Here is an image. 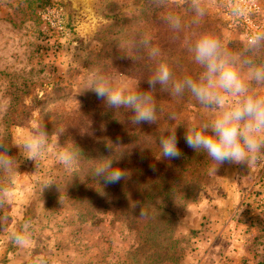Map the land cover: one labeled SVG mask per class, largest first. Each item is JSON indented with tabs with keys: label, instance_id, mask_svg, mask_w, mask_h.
I'll return each mask as SVG.
<instances>
[{
	"label": "rangeland",
	"instance_id": "1",
	"mask_svg": "<svg viewBox=\"0 0 264 264\" xmlns=\"http://www.w3.org/2000/svg\"><path fill=\"white\" fill-rule=\"evenodd\" d=\"M203 6L206 14L194 23L186 3L166 0L159 6L153 0H0V142L12 146L44 126L49 135L60 134L36 164L10 149L17 171L14 198L0 208L8 224L0 232V264H264V205L253 191V163L219 166L202 153L206 163L193 170L184 199L173 190L171 224L162 226L132 220L124 205L114 209L96 193L100 181L87 182L91 172L84 164L76 159L66 168L57 158L61 148H72L63 118L85 104L100 119L110 113L88 90L94 72L137 91L136 72L155 69L158 61L183 71L202 67L190 52L202 33L218 38L226 52L264 65V41L250 51L224 29L215 5ZM169 15L180 18V29L170 26ZM142 39L147 48L138 46ZM152 47L159 49L156 60ZM241 75L264 96V85ZM189 104L183 115L190 126L212 119L195 98ZM7 182L0 173V183ZM29 221L28 243L20 248L13 233Z\"/></svg>",
	"mask_w": 264,
	"mask_h": 264
},
{
	"label": "clouds",
	"instance_id": "2",
	"mask_svg": "<svg viewBox=\"0 0 264 264\" xmlns=\"http://www.w3.org/2000/svg\"><path fill=\"white\" fill-rule=\"evenodd\" d=\"M159 6L165 0H153ZM233 16H241L245 9L241 7V0H225ZM188 8L195 14L194 23L206 14L203 0H187ZM167 22L173 29H180L181 21L178 16L169 15ZM261 38L250 41V51L256 52L261 47ZM139 47L147 48L149 42L142 39ZM195 63L202 66L203 72L197 79L185 76L182 79L174 77L169 66L161 61L152 75L147 79L151 89L160 86L167 89L172 96L183 97L189 93L191 97L214 115L212 119L201 121L198 126L185 127L184 141L187 147L195 152L202 151L215 164L221 166L229 164L264 163L259 154H264V96L256 94L249 84L242 78L241 73L246 72L248 77L257 85H264V65H258L246 55L237 57L225 51L221 41L210 33H202L190 46ZM151 58L156 60L159 49L151 48ZM92 86L88 88L102 100L109 109L121 108L131 111L130 121L133 125L141 123L155 124L157 113L154 106L152 91H130L127 86L114 84L105 75L94 72ZM232 103H227L228 98ZM175 120V114H170ZM60 134L51 135L44 127L36 128L20 143L9 146L0 142V173L5 174L7 183H0V208L10 204L14 198V168L15 158L9 155L11 147L19 150V155L26 160L39 161L47 144L58 145ZM159 148L162 158L177 159L183 153L178 146L176 129L168 130L159 138ZM78 156L75 151L61 148L57 158L66 168H71ZM113 158H102L92 174L102 177L106 184L118 183L125 177L124 170L113 167ZM141 216L144 210H141ZM7 217L0 218V232L8 231ZM29 222L23 225V231L13 233L16 246L23 248L28 239L24 234L28 231Z\"/></svg>",
	"mask_w": 264,
	"mask_h": 264
},
{
	"label": "trees",
	"instance_id": "3",
	"mask_svg": "<svg viewBox=\"0 0 264 264\" xmlns=\"http://www.w3.org/2000/svg\"><path fill=\"white\" fill-rule=\"evenodd\" d=\"M187 22L191 20L188 19ZM203 23H209L208 19L204 17ZM206 27H210V24H206ZM210 29L215 31V26L211 24ZM261 41H264V37ZM168 57L175 58L174 54H169ZM170 69L177 79L185 76L197 79L203 72V68L199 66L187 71H183L182 67ZM154 71L153 68L137 71L135 78L139 91H152L157 113L155 124L133 125L130 121L131 111L123 108H107L110 112L107 119H100L91 114L92 106L89 104L83 105L78 112L67 115L61 122L66 130L65 138L72 146L70 150L78 153L77 161L88 168V173L91 172L87 182L100 181L105 192H99L101 188L94 185L93 189L95 187L97 194L105 195L104 200L108 205L116 210L124 205L121 208L128 210L132 220L139 219L144 223H161L166 226L172 220L170 207L173 202L170 198L173 190L176 189L179 197L184 199L193 170L198 168L200 162L206 161L202 159V151L195 152L184 141L185 127L190 125L183 114L190 105L191 95L185 93L183 97H175L167 89L161 90L160 86L151 89L147 79ZM172 113L175 114V120L169 118ZM170 129H176L178 146L183 153L177 159L161 157L158 141ZM102 158H113V167L124 170L125 177L118 183L106 184L102 177L94 176L92 171L97 160ZM179 174L182 179L180 185L179 182L176 183V176ZM142 208L143 216L140 215Z\"/></svg>",
	"mask_w": 264,
	"mask_h": 264
},
{
	"label": "built area",
	"instance_id": "4",
	"mask_svg": "<svg viewBox=\"0 0 264 264\" xmlns=\"http://www.w3.org/2000/svg\"><path fill=\"white\" fill-rule=\"evenodd\" d=\"M171 4L187 3V0H166ZM204 3L215 5L221 15L224 29L235 32L242 42L251 46L253 38L264 37V0H241V7L246 11L241 16H233L227 7L225 0H203ZM50 10H47L45 18L49 23L55 22V17ZM259 158L264 161V154H259ZM252 169L256 174L253 183V191L257 194L256 201L264 205V163H253Z\"/></svg>",
	"mask_w": 264,
	"mask_h": 264
}]
</instances>
